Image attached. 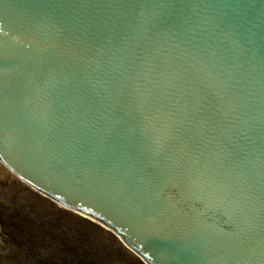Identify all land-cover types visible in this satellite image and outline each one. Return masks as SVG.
Returning a JSON list of instances; mask_svg holds the SVG:
<instances>
[{"label":"water","instance_id":"water-1","mask_svg":"<svg viewBox=\"0 0 264 264\" xmlns=\"http://www.w3.org/2000/svg\"><path fill=\"white\" fill-rule=\"evenodd\" d=\"M0 161L146 264H264V0H0Z\"/></svg>","mask_w":264,"mask_h":264},{"label":"trees","instance_id":"trees-1","mask_svg":"<svg viewBox=\"0 0 264 264\" xmlns=\"http://www.w3.org/2000/svg\"><path fill=\"white\" fill-rule=\"evenodd\" d=\"M0 264H146L100 223L0 179Z\"/></svg>","mask_w":264,"mask_h":264},{"label":"rangeland","instance_id":"rangeland-1","mask_svg":"<svg viewBox=\"0 0 264 264\" xmlns=\"http://www.w3.org/2000/svg\"><path fill=\"white\" fill-rule=\"evenodd\" d=\"M10 177H16V178H18L17 177V175L14 173V172H12V170H10L4 163H2L1 161H0V179H6V178H10ZM18 179H20V178H18ZM21 180V179H20ZM22 181V180H21ZM28 185V184H27ZM31 187V186H30ZM34 189V188H33ZM35 190V189H34ZM35 191H37V190H35ZM37 192H39V191H37ZM40 193V192H39ZM42 194V193H41ZM43 195V194H42ZM45 196V195H44ZM46 197V196H45ZM47 198H49V197H47ZM49 199H51V198H49ZM52 200V199H51ZM52 201H54V200H52ZM56 204H58L60 207H62V208H65V209H67V210H71V211H73L74 213H77V214H79V215H81V216H83L82 214H80V213H78V212H76L75 210H73V209H70L69 207H66L65 205H63V204H61V203H59V202H57V201H54ZM93 221V220H92ZM103 226V225H102ZM106 228V227H105ZM109 230V229H108ZM111 231V230H110ZM113 232V231H112ZM114 233V232H113ZM115 234V233H114ZM116 235V234H115ZM117 236V235H116ZM119 237V236H118ZM119 239H120V237H119ZM121 240V239H120ZM122 241V240H121ZM123 242V241H122ZM124 243V242H123ZM125 244V243H124ZM126 245V244H125ZM130 249V248H129ZM131 250V249H130ZM137 255V254H136ZM138 256V255H137Z\"/></svg>","mask_w":264,"mask_h":264}]
</instances>
